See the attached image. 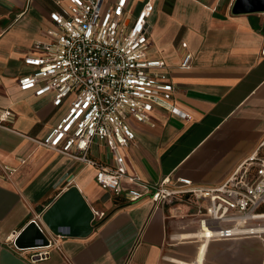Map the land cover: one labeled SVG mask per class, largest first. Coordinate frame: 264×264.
Here are the masks:
<instances>
[{"label":"crops","instance_id":"crops-1","mask_svg":"<svg viewBox=\"0 0 264 264\" xmlns=\"http://www.w3.org/2000/svg\"><path fill=\"white\" fill-rule=\"evenodd\" d=\"M148 1L149 57L164 61L173 101L190 118L157 106L151 123L130 120L136 140L125 149L128 172L150 184H219L264 137V0H127L125 19ZM67 4L0 0V108L15 112L13 129L0 127V264H198L201 253L203 264H264V235L203 236L192 197L128 201L96 182L97 166L37 144L65 107H55L52 94L21 90L18 81L34 69L25 58L45 53L35 42L55 39L51 13ZM72 186L104 214L85 237L56 236L41 220ZM34 220L52 241L35 261V247L25 246L35 234L16 242Z\"/></svg>","mask_w":264,"mask_h":264},{"label":"built area","instance_id":"built-area-1","mask_svg":"<svg viewBox=\"0 0 264 264\" xmlns=\"http://www.w3.org/2000/svg\"><path fill=\"white\" fill-rule=\"evenodd\" d=\"M126 3L68 0L64 12L51 13L55 39L35 42L45 53L25 58L34 69L18 83L21 90L37 96L52 94L53 105L65 111L48 134L35 141L84 165L97 166L96 182L117 197L137 201L148 196L162 205L192 197L203 231L210 229L219 237L263 236L264 232L244 230L264 226V137L216 185H197L188 178L150 184L129 174L125 149L136 140L130 120L151 123L157 106L186 119L190 115L173 101L176 88L162 70L164 61L149 57L153 2L145 3L130 21L124 17ZM186 47L183 43V50ZM191 58L192 53L183 51L182 66L189 67ZM14 118L11 108H0V127L13 129ZM124 180L132 186L125 188ZM94 214V220L104 215ZM51 243L35 247L32 260L45 256Z\"/></svg>","mask_w":264,"mask_h":264},{"label":"water","instance_id":"water-1","mask_svg":"<svg viewBox=\"0 0 264 264\" xmlns=\"http://www.w3.org/2000/svg\"><path fill=\"white\" fill-rule=\"evenodd\" d=\"M95 214L76 186L70 187L43 213L41 220L56 236L85 237L94 229ZM34 233V240L27 247H41L49 244V239L35 221L17 237V244Z\"/></svg>","mask_w":264,"mask_h":264},{"label":"bare ground","instance_id":"bare-ground-1","mask_svg":"<svg viewBox=\"0 0 264 264\" xmlns=\"http://www.w3.org/2000/svg\"><path fill=\"white\" fill-rule=\"evenodd\" d=\"M252 229H255V230H251V228L247 227V228H245L244 232H246V233H251V232H255V231L256 232H264V226L263 225L254 227ZM201 233L203 234V236H210V237L212 236V231L210 229H206L205 231H202ZM204 246H206V245H204ZM203 251H204V248H203ZM201 254L203 255L204 253H201ZM202 255L200 256L199 261L197 260L198 261V264H203L202 263Z\"/></svg>","mask_w":264,"mask_h":264}]
</instances>
